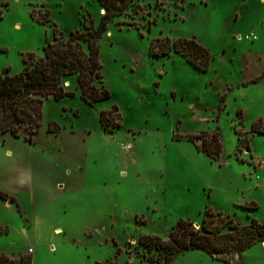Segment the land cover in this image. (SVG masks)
<instances>
[{
	"label": "rangeland",
	"instance_id": "rangeland-1",
	"mask_svg": "<svg viewBox=\"0 0 264 264\" xmlns=\"http://www.w3.org/2000/svg\"><path fill=\"white\" fill-rule=\"evenodd\" d=\"M124 2L116 1L119 9L96 41L110 97L91 106L80 98L76 76L65 77L73 96L43 101L33 142L25 126L19 138L0 134V191L7 194L6 204L0 197V255L15 264L31 255L32 264H164L161 253L138 243L141 236L167 240L180 219L194 230L204 218L210 227L230 217L240 226L264 220V135L250 131L264 122V3ZM104 12L98 0H0V72L22 71L23 58L42 57L55 35L66 40L70 32L97 29ZM250 32L256 40L244 38ZM166 37H194L207 47L208 70L174 52L153 56L150 42ZM104 110L107 127L121 124L113 132L100 127ZM201 132L210 142L217 136V160L187 138ZM45 158L57 159L58 174L85 171L89 184L75 193L53 183L58 195L45 194L48 204L35 186L33 203L31 183L44 185ZM15 197L20 209L9 200ZM246 200L257 209H236ZM230 231L227 224L221 230ZM241 256L244 264H264V247ZM168 264L224 263L194 249Z\"/></svg>",
	"mask_w": 264,
	"mask_h": 264
},
{
	"label": "trees",
	"instance_id": "trees-1",
	"mask_svg": "<svg viewBox=\"0 0 264 264\" xmlns=\"http://www.w3.org/2000/svg\"><path fill=\"white\" fill-rule=\"evenodd\" d=\"M98 1L105 12L101 16L97 29L86 33L70 32L66 40L62 33L59 36L55 35L54 42L44 47L42 57L35 58L34 54H28L23 58L22 71L14 75L8 74L9 69L0 72V134L9 133L12 137L19 138L21 128L25 126V129L29 131L26 139L33 142L34 135L42 126L43 101L48 97L58 100L64 96H73V93L64 87L65 77L76 76L80 98L91 106L95 102L110 97L100 72L99 49L96 41L117 13V10L114 12L115 7L119 9L116 1L125 4V0ZM1 18L2 13H0ZM163 40L156 38L150 42L149 52L153 56H169L171 52H174L182 56L194 69L201 72L208 70L213 56L210 50L197 42L194 37L180 38L172 42L168 37ZM83 43H86V47L82 46ZM113 109L116 107L113 106ZM108 115V110L100 112L99 122L103 132H113L121 125L120 122H115L107 127L110 121V118H106ZM48 131L58 132L50 126ZM250 131L264 135V122L259 121L253 124ZM207 134V132H201L189 135L187 138L200 140L201 143L196 145L197 150H202L210 158L217 160L220 143L215 134L212 135V141H208ZM238 141L240 142L239 134ZM0 197L7 200V194L2 191H0ZM9 200L16 201L14 198ZM17 206L20 209L18 204ZM226 224L231 231L223 233L221 230ZM226 224L221 223L210 227V221L204 218L201 229L194 230L190 221L180 219L173 226L167 240L157 236L143 235L138 243L149 250L154 249L161 253L164 256V264H168L176 255L194 249L204 251L211 258L226 264H234L232 261L237 255L238 261L235 264H243L240 254L253 244L264 242V220L258 221L252 218L248 224L240 226L239 221L230 217ZM15 263V260H7L4 254L0 255V264ZM21 264H31V257L23 256ZM109 264L114 263L110 261Z\"/></svg>",
	"mask_w": 264,
	"mask_h": 264
},
{
	"label": "crops",
	"instance_id": "crops-1",
	"mask_svg": "<svg viewBox=\"0 0 264 264\" xmlns=\"http://www.w3.org/2000/svg\"><path fill=\"white\" fill-rule=\"evenodd\" d=\"M262 3H264V0H261ZM254 157V156H253ZM52 161V162H51ZM51 161L48 159V158H45V159H42V162H48L49 163V167L47 166H44V170L42 171L44 173V175L46 176L45 177V183L43 186L41 185H37V183H35V181H33L31 184H32V189L37 186V189L38 190V194L42 193L43 195L41 196L40 200L42 201L43 204H48L50 203V197H47L45 194H47L48 196H52V197H55L58 195L57 191L52 187V184L55 183V185L57 184H62L61 188H62V191L63 190H70V191H73L75 193H79L81 192L83 189H82V185L85 184V185H88L89 182H86V178H85V171H74L72 172L70 170V175L69 176H65L64 173H60L58 174V169H56V165L55 164H58L59 162L57 161L56 158H52ZM53 163V164H52ZM52 168V169H51ZM46 169V170H45ZM32 170H36L32 167ZM73 173V174H72ZM63 174V175H62ZM52 176V177H51ZM55 176V177H54ZM34 193H35V188L32 190V193H31V196H32V201L34 203L35 201V198H34ZM87 194V193H85ZM10 195H13L10 193ZM39 196V195H38ZM16 199V205L19 204L17 198L15 197ZM4 204H6V201H4ZM10 204V203H9ZM246 206V207H245ZM253 206H256V207H253ZM257 202L254 201V200H246L245 203H240V204H237L236 205V209H238L239 207H242V208H245V209H248V210H254V209H257ZM11 206H9L10 208ZM21 208V206H20ZM236 212L235 211L233 213V215L235 217L236 216ZM238 219V218H237ZM240 220V219H239ZM260 221V220H258ZM250 222V221H249ZM240 223V222H239ZM242 223V222H241ZM247 223V222H246ZM244 225H246L245 223H242ZM253 245H259L260 247H264V244H262V242H258V243H255ZM252 245V246H253ZM252 246H250L249 248H251ZM247 248V249H249ZM246 249V250H247ZM201 251V250H200ZM245 251V250H244ZM243 251V252H244ZM204 252V251H202ZM242 252V253H243ZM33 253V250L31 249V254ZM242 253L240 254V257H242ZM204 255L205 257L207 258V260H210L211 262L215 261V262H221V263H224L222 261H219V260H215L213 258H211L206 252H204ZM242 260V258H241ZM238 261V256L235 255L234 258H233V263L235 264L236 262ZM33 262V258H32V255H31V264ZM242 263H243V260H242ZM226 264V263H224ZM244 264V263H243Z\"/></svg>",
	"mask_w": 264,
	"mask_h": 264
},
{
	"label": "built area",
	"instance_id": "built-area-1",
	"mask_svg": "<svg viewBox=\"0 0 264 264\" xmlns=\"http://www.w3.org/2000/svg\"><path fill=\"white\" fill-rule=\"evenodd\" d=\"M244 38L247 39V40L254 41V40L257 39V36L254 33L250 32V33L246 34L244 36Z\"/></svg>",
	"mask_w": 264,
	"mask_h": 264
}]
</instances>
